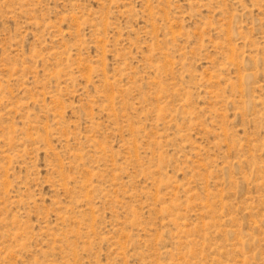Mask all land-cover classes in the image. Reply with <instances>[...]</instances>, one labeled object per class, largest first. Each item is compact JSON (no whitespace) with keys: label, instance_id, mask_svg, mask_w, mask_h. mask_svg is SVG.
I'll return each mask as SVG.
<instances>
[{"label":"rangeland","instance_id":"obj_1","mask_svg":"<svg viewBox=\"0 0 264 264\" xmlns=\"http://www.w3.org/2000/svg\"><path fill=\"white\" fill-rule=\"evenodd\" d=\"M0 264H264V0H0Z\"/></svg>","mask_w":264,"mask_h":264}]
</instances>
